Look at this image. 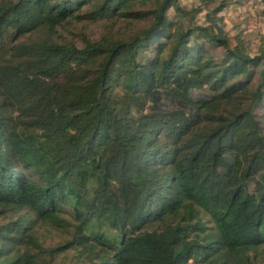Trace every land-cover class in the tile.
Wrapping results in <instances>:
<instances>
[{"label":"trees","instance_id":"16d2710c","mask_svg":"<svg viewBox=\"0 0 264 264\" xmlns=\"http://www.w3.org/2000/svg\"><path fill=\"white\" fill-rule=\"evenodd\" d=\"M200 1L199 24L178 0H0V264H250L264 248V49L230 43L226 0ZM72 22L110 29L66 36ZM41 226L68 237L45 247Z\"/></svg>","mask_w":264,"mask_h":264},{"label":"rangeland","instance_id":"374dc122","mask_svg":"<svg viewBox=\"0 0 264 264\" xmlns=\"http://www.w3.org/2000/svg\"><path fill=\"white\" fill-rule=\"evenodd\" d=\"M219 0H215L217 5ZM227 6L219 12L221 17L220 24L223 26L225 33L230 38V43L234 44V35L237 32H242L246 40L247 51L250 55L259 53L264 49V0H226ZM179 6L188 10L191 16H194L193 22L205 23L204 14L206 9L197 13L193 11L202 5L200 0H178ZM214 5V6H215ZM175 8L168 10V17L172 20L181 18L180 14H176ZM189 14L184 16L185 21L189 20ZM109 22V21H108ZM89 23V22H72L65 30L66 36H72L73 33L82 32L89 36H98L106 33L110 29L109 23ZM124 23H119L116 28L122 27ZM147 25V21L134 23L129 28V32L138 31ZM123 30V29H121ZM81 35L78 36V39ZM78 44H82L78 40ZM216 56L222 55V51L216 49ZM260 120L264 125V104L257 108ZM264 129V128H263ZM37 235L39 241L45 247L56 245L64 241L68 237L65 231L50 228L48 226H41L38 228ZM250 264H264V248L258 249L255 255H251ZM55 264H89L84 255H80L78 251L70 249L65 253L59 254L55 259Z\"/></svg>","mask_w":264,"mask_h":264}]
</instances>
